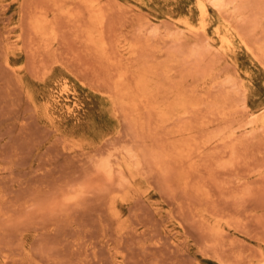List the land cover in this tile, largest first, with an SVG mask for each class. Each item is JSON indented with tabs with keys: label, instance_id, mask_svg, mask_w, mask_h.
Wrapping results in <instances>:
<instances>
[{
	"label": "rangeland",
	"instance_id": "1",
	"mask_svg": "<svg viewBox=\"0 0 264 264\" xmlns=\"http://www.w3.org/2000/svg\"><path fill=\"white\" fill-rule=\"evenodd\" d=\"M263 263L264 0H0V264Z\"/></svg>",
	"mask_w": 264,
	"mask_h": 264
},
{
	"label": "bare ground",
	"instance_id": "2",
	"mask_svg": "<svg viewBox=\"0 0 264 264\" xmlns=\"http://www.w3.org/2000/svg\"><path fill=\"white\" fill-rule=\"evenodd\" d=\"M134 1H136V0H134ZM140 1V0H139ZM151 1V0H150ZM214 1V4H216V6H217V4H220V2H221V0H213ZM196 3V2H195ZM205 3H207L206 1H205ZM138 4H140V3H138ZM197 6V5H196ZM206 7V6H205ZM172 8V7H171ZM190 8V7H189ZM200 10H202V12H204V5L203 4H200ZM207 14V13H206ZM205 15V14H204ZM202 16V15H201ZM200 16V17H201ZM208 16V15H207ZM204 17V16H203ZM188 19V18H187ZM187 19H186V17H185V19L184 20H186L187 21ZM180 20V19H179ZM200 20H204V18L203 19H200ZM182 23H186L185 21H181ZM228 22V21H227ZM177 23H179V22H177ZM187 24H188V21H187ZM200 25H201V23H200ZM228 25V24H227ZM190 26H191V24H190ZM193 26V25H192ZM219 26V25H218ZM194 27V26H193ZM199 27H201V26H199ZM230 27V26H229ZM189 28V27H188ZM233 28V27H232ZM236 28V27H235ZM190 29H192V28H190ZM196 29V28H195ZM218 29V28H217ZM225 30V29H224ZM190 31V30H189ZM216 32L217 31H219V30H215ZM232 31V30H231ZM235 31V30H234ZM233 32V31H232ZM236 32V31H235ZM224 33V32H223ZM222 33V34H223ZM226 34H227V32H226ZM234 34V33H233ZM238 34V33H237ZM224 36H225V33L223 34ZM217 36V35H216ZM230 36H231V33H230ZM236 36V35H235ZM238 37H239V34H238ZM224 38H226V37H224ZM223 37H222V40L224 41V42H228V40L226 41L225 39H224ZM234 38V37H233ZM214 39V38H213ZM221 39V38H220ZM220 39H218V40H220ZM215 40V39H214ZM239 40V39H238ZM243 40V39H242ZM229 41H230V39H229ZM243 42V41H242ZM241 43V42H240ZM240 43H238V44H240ZM226 44H228V43H226ZM229 44H230V42H229ZM244 44H245V42H244ZM231 45V44H230ZM248 45V44H247ZM246 45V46H247ZM229 46V45H228ZM249 46V45H248ZM221 47V46H220ZM222 47H223V45H222ZM226 48V47H225ZM232 48H234V47H232ZM240 48V47H239ZM248 48V47H247ZM241 49V48H240ZM245 49V48H244ZM251 49V48H250ZM237 50V49H236ZM231 51V50H230ZM253 51V50H252ZM223 52H225V51H223ZM232 53V52H231ZM229 54V53H228ZM235 55V54H234ZM255 55V54H254ZM182 99V98H181ZM109 101V100H108ZM181 101V100H180ZM184 101V100H183ZM109 103H110V101H109ZM185 103H186V101H185ZM111 104V103H110ZM182 105H183V103H182ZM181 105V106H182ZM184 105H186V104H184ZM113 106V105H112ZM182 108H184V106H182ZM113 110V109H112ZM178 110V109H177ZM180 110V109H179ZM164 111V110H163ZM161 112V111H160ZM165 113V112H164ZM166 115V114H165ZM165 115H163V116H165ZM264 264V263H263Z\"/></svg>",
	"mask_w": 264,
	"mask_h": 264
}]
</instances>
